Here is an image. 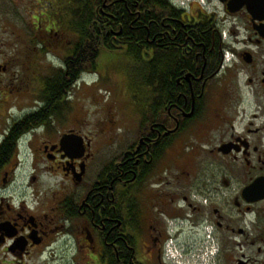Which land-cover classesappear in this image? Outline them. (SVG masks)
<instances>
[{"label":"flooded vegetation","instance_id":"1","mask_svg":"<svg viewBox=\"0 0 264 264\" xmlns=\"http://www.w3.org/2000/svg\"><path fill=\"white\" fill-rule=\"evenodd\" d=\"M64 1L0 25V264H264V0H84V70Z\"/></svg>","mask_w":264,"mask_h":264},{"label":"rangeland","instance_id":"2","mask_svg":"<svg viewBox=\"0 0 264 264\" xmlns=\"http://www.w3.org/2000/svg\"><path fill=\"white\" fill-rule=\"evenodd\" d=\"M54 1L55 3H60L61 7L64 5L62 1L58 2V0H0V16H6L3 17L4 19L0 20V25H2L3 23H9L13 24L14 27L17 29L23 26V21L31 20L33 16H36V14H40L41 12H43L41 14H45V17L47 18V15L52 14L60 9L59 6H55L56 4L54 3ZM50 5L52 8H49ZM64 11L62 10V12ZM65 14H62L63 18L65 17ZM2 28H0V32L2 31ZM133 62V58H127L125 60L118 59L115 62H111V73L114 75V72H122L124 76H126V74L128 75V71L133 69ZM118 76L119 75H115V79H117ZM92 78L94 79L95 77ZM123 79L126 80V83L131 82V79L127 78V76ZM88 81L90 82V79ZM92 88L93 95L96 96L97 101L101 102L104 99L108 100L112 97L111 104H120L122 100L125 99H137L143 96L144 91L140 84L132 85V87L129 88L128 85L119 86L116 83V80L112 81L111 77L107 75L103 76L100 83L94 87H91V89ZM91 89L89 88V86H85V88H83L82 90L80 89L78 91V95L81 94V98H88L91 94ZM122 91H124V94ZM80 100L82 101V99ZM81 101V106H84L85 111L87 113L89 111H94L93 107H95L96 102H94L95 105H92L91 100L87 99L85 101L87 102L86 106L85 104L83 105V102Z\"/></svg>","mask_w":264,"mask_h":264},{"label":"trees","instance_id":"3","mask_svg":"<svg viewBox=\"0 0 264 264\" xmlns=\"http://www.w3.org/2000/svg\"><path fill=\"white\" fill-rule=\"evenodd\" d=\"M60 1H62L63 3L65 2L64 0H60ZM83 4H84V0H77V3L75 5V7L77 9H76V11H73L74 10L73 6H71V7L66 6L67 1L65 3V6L68 8V10L69 9L71 10L70 13H71L72 18H74V23H78V28H80L81 37L83 39L82 45L80 46L81 47L80 49H82V51L84 50L85 47H88L90 45L89 42H86V39H88L87 38V36H89L88 32H90L89 26H90L91 20L93 19V15H94L90 11H87V10L85 11ZM68 15H69V12H68ZM95 49H96V51H94V50H88L87 52L81 51L82 52L81 60L83 63H82V68H80L78 70H84L86 68V67H84V65L89 60L93 61V62H95L97 60V58H98L97 53L100 52L98 45H95ZM88 57H89V59H88ZM176 61H177L176 56H174V57L170 56V58H163L161 60V66L166 68L168 77L171 76V73H174L175 69L172 70V68H174V64Z\"/></svg>","mask_w":264,"mask_h":264}]
</instances>
